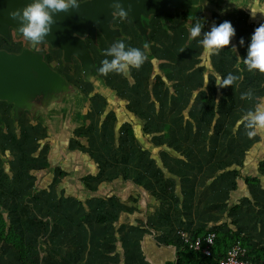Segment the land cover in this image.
<instances>
[{"label": "rangeland", "instance_id": "374dc122", "mask_svg": "<svg viewBox=\"0 0 264 264\" xmlns=\"http://www.w3.org/2000/svg\"><path fill=\"white\" fill-rule=\"evenodd\" d=\"M223 5L234 9L223 18L215 13L205 18L198 9L186 21L182 12L167 15L162 23L145 21L147 40L131 29L129 20L117 18L112 27L122 28L125 36L118 42L125 43V50L139 48L145 59L139 68L100 74L101 61L113 57L106 55L109 49L98 36L100 49L92 51L96 72L107 86L96 95L86 89L76 63L61 65L59 52L24 36L0 39L1 50L43 52L83 92L82 128L57 139L66 136L60 149L84 151L96 163L88 171L82 160L76 168L52 169V151L39 143L45 139L39 125L24 116L15 127L11 106L0 103V143L7 152L0 157V205L7 226L21 232L26 248L19 263L16 252L0 244V264H158L161 247L180 248L172 231L184 229L178 222L187 215L179 211L188 206L189 217L206 219L216 185L226 197L236 195L237 204L225 208L229 213L238 207L241 213L264 210V129L250 137L241 122L248 111L264 108V73L248 71L242 62L264 14L250 13L252 0ZM224 21L235 29L230 44L206 53L198 40ZM195 23L202 28L192 38ZM229 73L237 77L231 85L215 84ZM40 170L46 182L40 183ZM98 190L112 194L99 197ZM243 193H250L251 200H244ZM202 202L207 213L199 215ZM223 209L220 205L216 214Z\"/></svg>", "mask_w": 264, "mask_h": 264}, {"label": "water", "instance_id": "95a60500", "mask_svg": "<svg viewBox=\"0 0 264 264\" xmlns=\"http://www.w3.org/2000/svg\"><path fill=\"white\" fill-rule=\"evenodd\" d=\"M232 0H74L75 7L64 11L46 9L51 17L48 31L38 44L46 45L60 53L61 65L77 64L81 81L90 86L92 95L105 88L104 79L96 72L97 62L92 48L99 50L98 36L111 49L119 39L125 38L122 28H113L117 18L130 21L136 34L147 40L145 21L153 18L164 22L167 15L178 12L194 14L200 9L205 18L214 13L220 18L230 10L223 5ZM34 0H0V38L10 42L23 33L22 10ZM202 2V3H200ZM223 10V11H222ZM17 12L13 18L10 13ZM86 39L88 41H86ZM106 89V88H105ZM86 97L77 86L66 79L46 60L43 52L29 47L19 53L0 49V103L11 106V119L17 127L27 115L38 122L46 133L59 125L72 123L76 116L82 117ZM63 112L65 118L63 119ZM3 127L0 116V128ZM0 157L4 159L0 148Z\"/></svg>", "mask_w": 264, "mask_h": 264}, {"label": "clouds", "instance_id": "9594fccd", "mask_svg": "<svg viewBox=\"0 0 264 264\" xmlns=\"http://www.w3.org/2000/svg\"><path fill=\"white\" fill-rule=\"evenodd\" d=\"M75 6L74 0H34L31 5L22 10V26L19 30L25 38L35 44L47 33L48 25L51 22V17L46 9L64 11L69 7ZM249 11L253 16L256 12L264 14V3H262V0H252ZM10 16L16 18L18 13L14 11L10 13ZM201 28V23H195L190 29L191 37H199ZM234 34L235 29L231 22L224 21L211 27L210 31L205 32L203 38L198 40V43L206 53L214 54L228 46ZM240 42L243 44V39ZM144 47H147V45ZM106 55L112 56L113 59L108 60L105 58L101 61V67L98 71L103 75L112 72L123 73L129 67L139 68L145 59L144 53L139 48L129 47L125 50L123 41L116 42L115 46L109 49ZM242 62L248 71L256 70L259 73H264V23L255 28L250 35L247 53L242 58ZM236 79L237 77L229 73L222 81H215V84L223 88L231 85ZM246 95L251 94L248 93ZM241 122L245 124L248 136L255 135L256 130L264 129V108L258 106L255 110L248 111L242 116Z\"/></svg>", "mask_w": 264, "mask_h": 264}, {"label": "crops", "instance_id": "0c3cea01", "mask_svg": "<svg viewBox=\"0 0 264 264\" xmlns=\"http://www.w3.org/2000/svg\"><path fill=\"white\" fill-rule=\"evenodd\" d=\"M67 79L69 77H66ZM70 82H72L70 79H68ZM107 85H105L106 88ZM117 115V114H115ZM28 116L25 115L24 118H26ZM83 117V114H82ZM81 117V118H82ZM81 118H79V120L81 121ZM30 119V118H29ZM133 118H130V121H132ZM78 120V119H77ZM78 120V123H80ZM32 121V120H31ZM20 122V121H19ZM34 122V121H33ZM37 125H39L38 130H40V132H42V135H44L45 139H42V141H40V144H44L45 145H49L50 150L53 152L50 153L49 155V164L51 166V168H60L61 170H68V168L73 167L76 168L78 166V162H81L82 160V164L83 166H85L86 168H84L86 171H88L89 168L91 167V165L96 166V163H92V160L90 159L88 154H84V151H71L66 149H60V145L59 143H63V140L65 138H67L66 136L62 138V140L59 142L60 137L57 139L58 134H64L65 131H69V135L72 134V129L76 130L78 128H80L81 126H75L73 124H66V125H59L56 129L51 133L45 131V129H43L40 124L38 122ZM68 135V136H69ZM145 137V136H144ZM69 138V137H68ZM147 139V138H146ZM67 141V140H66ZM66 141L64 143H66ZM4 143H0V148L2 150V154L5 157V155H7V152H3V146ZM66 146V145H65ZM64 146V147H65ZM53 147L55 148L53 150ZM65 150V151H64ZM42 170V169H41ZM40 170L39 176L41 177L40 179V183L46 182L47 181V177L46 175H43V171ZM42 173V174H41ZM38 178V176L36 177V179ZM118 184L121 185L123 184V181L121 180L120 183H113V185H109V189L111 190V186L112 187H116V185ZM216 193H213L210 198L209 204H212L213 207L211 210L207 212H203L202 209L206 208L203 205V202L197 205V210H198V214L199 215H204V213L206 214V219H202L200 216L198 217H189L191 216V213L189 214L188 209H191L188 206H185V211L181 212L179 211V214L182 215H187V217H182V219H179V226L178 227H183L184 230H187L189 232L192 231H196L198 229H204V232L209 231V230H215V231H220L221 233H229V236H233V235H239L242 239L243 242L247 245V247H249L251 250H253V254H258L260 257L264 258V218H260L261 214L260 213H264V210L260 211V212H253L254 209L252 210H244V212L241 213L242 209H237V211L234 213H229V208L228 210H226L225 208H227L228 206H235L237 203H234L235 201V197L236 195L234 194H229L228 197H226V195L224 194V192L221 191L220 188H217V185L215 186ZM108 189V188H107ZM109 193V192H108ZM107 192H102V190H98L97 194L99 195V197L101 196H105L108 194ZM112 194L111 192L108 194V196ZM217 196V200H215V197ZM244 196V200L250 201L251 200V194L250 193H243ZM260 196V195H259ZM258 196V197H259ZM239 197V196H238ZM262 199V198H260ZM238 200V199H237ZM218 201V202H216ZM227 201V202H226ZM253 201V200H252ZM222 202V203H221ZM236 202V201H235ZM208 204V205H209ZM220 205H224V209L219 211L216 214V208H218ZM194 208V210H195ZM205 210V209H204ZM236 210V209H235ZM239 210V212H238ZM219 213L221 214V216L219 215ZM247 214V215H246ZM242 215V216H241ZM177 228V227H175ZM160 250L162 251V256L163 259H160L157 263L158 264H164L167 261H172L175 259L176 257V252L179 250L177 249L176 251V247L174 245L167 247H161Z\"/></svg>", "mask_w": 264, "mask_h": 264}, {"label": "trees", "instance_id": "16d2710c", "mask_svg": "<svg viewBox=\"0 0 264 264\" xmlns=\"http://www.w3.org/2000/svg\"><path fill=\"white\" fill-rule=\"evenodd\" d=\"M181 16L183 20L186 21L188 18V12H182ZM157 22L159 23L158 19L155 21V23ZM105 84H106V81L104 82V85ZM85 85L87 86L86 89L91 90L89 85L87 84ZM64 118H65V112H63V119ZM77 119L79 120V116H76L75 118H73L72 123L70 124H73L75 126L77 125L81 126L82 124L81 121L79 120L80 123H78ZM81 128L82 127H80V129ZM158 128L159 126H157L155 130H157ZM154 139L155 137L152 138V140ZM4 212H5L4 206L0 205V244L6 245L12 248V250L16 252L18 259L20 260L19 263H22L26 258V248L24 244V237L21 234V232L15 229L12 225L7 226L5 219L3 217ZM103 222H104V219L102 220V223ZM174 231L175 230L172 231V237H174L178 241V239L175 237ZM208 232H213L215 234L214 246L212 250V255L210 257H204L199 253L193 252L189 250L188 248L183 247L179 243L180 248L176 252L175 259L172 261H167L164 264H219V261L224 256L226 250L236 241H240L242 246L246 249V256H245L246 261H248L250 264H262L264 262V258L260 257L259 253L253 254V250L247 247V245L243 242V239L239 235H233L230 237L228 233L229 231L226 233H221L220 231H215V230H209L207 232L206 231L204 232V229L201 228L196 231L189 232V233L192 236H204Z\"/></svg>", "mask_w": 264, "mask_h": 264}, {"label": "built area", "instance_id": "2783aa9c", "mask_svg": "<svg viewBox=\"0 0 264 264\" xmlns=\"http://www.w3.org/2000/svg\"><path fill=\"white\" fill-rule=\"evenodd\" d=\"M174 234L183 247L199 253L204 257H210L212 255L215 240V234L213 232H208L204 236H192L189 232L177 228ZM245 256L246 249L240 241H236L226 250L219 264H250L245 260Z\"/></svg>", "mask_w": 264, "mask_h": 264}, {"label": "flooded vegetation", "instance_id": "af4514ba", "mask_svg": "<svg viewBox=\"0 0 264 264\" xmlns=\"http://www.w3.org/2000/svg\"><path fill=\"white\" fill-rule=\"evenodd\" d=\"M79 2H81V1H84V0H78ZM151 21V20H150ZM150 21H148V22H150ZM133 31H134V29H133V27L131 28ZM135 32V31H134ZM136 33V32H135ZM14 37V36H13ZM1 39V38H0ZM2 41H3V39H1ZM3 43H4V41H3ZM100 43V42H99ZM1 105V104H0ZM0 116H1V113H0ZM1 119H2V116H1Z\"/></svg>", "mask_w": 264, "mask_h": 264}]
</instances>
